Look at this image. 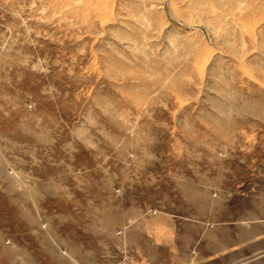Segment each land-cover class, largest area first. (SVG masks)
<instances>
[{"label":"rangeland","instance_id":"374dc122","mask_svg":"<svg viewBox=\"0 0 264 264\" xmlns=\"http://www.w3.org/2000/svg\"><path fill=\"white\" fill-rule=\"evenodd\" d=\"M0 264H264V0H0Z\"/></svg>","mask_w":264,"mask_h":264}]
</instances>
